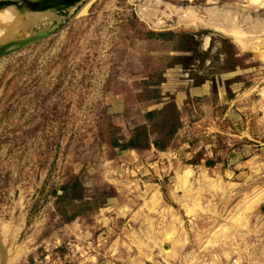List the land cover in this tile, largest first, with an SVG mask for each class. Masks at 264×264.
Masks as SVG:
<instances>
[{"label":"rangeland","instance_id":"obj_1","mask_svg":"<svg viewBox=\"0 0 264 264\" xmlns=\"http://www.w3.org/2000/svg\"><path fill=\"white\" fill-rule=\"evenodd\" d=\"M261 1L88 0L0 58L4 264H264Z\"/></svg>","mask_w":264,"mask_h":264},{"label":"water","instance_id":"obj_2","mask_svg":"<svg viewBox=\"0 0 264 264\" xmlns=\"http://www.w3.org/2000/svg\"><path fill=\"white\" fill-rule=\"evenodd\" d=\"M88 0H0V10L11 7L18 15L32 13H50L59 18L37 32L26 37L12 38L0 44V58L21 51L42 39L51 36L72 19ZM5 254L0 243V264H4Z\"/></svg>","mask_w":264,"mask_h":264},{"label":"bare ground","instance_id":"obj_3","mask_svg":"<svg viewBox=\"0 0 264 264\" xmlns=\"http://www.w3.org/2000/svg\"><path fill=\"white\" fill-rule=\"evenodd\" d=\"M261 2L262 1L260 0V3ZM46 14L48 13L46 12L45 13H32V14L26 13L23 15H18L11 7L0 10V30L3 31V34L0 37V40L8 41L9 39H12L13 37H15L14 35L25 31L30 26L36 23L45 21Z\"/></svg>","mask_w":264,"mask_h":264},{"label":"crops","instance_id":"obj_4","mask_svg":"<svg viewBox=\"0 0 264 264\" xmlns=\"http://www.w3.org/2000/svg\"><path fill=\"white\" fill-rule=\"evenodd\" d=\"M221 79V78H220ZM213 84H215V83H213V81L212 80H210L209 79V81H204L201 85H200V87H193L192 89H191V92H193V93H197L198 95H199V97L200 96H204V95H208L209 94V91H210V93H212L213 92V88H211L210 86H213ZM220 95L221 94H223V93H219ZM197 95V96H198ZM205 108H206V106H205ZM209 108H207V110H208ZM208 113H209V124L210 125H212V124H215V123H217L216 121L217 120H220V119H217V118H219V117H221V119H222V117L223 116H226V115H228V111L227 112H225V114H219L218 115V117L217 116H214V114L211 112H209V111H206L205 112V114H206V116L205 117H207L208 116ZM204 119H206V118H204ZM206 121H207V119H206ZM210 128H212V127H210Z\"/></svg>","mask_w":264,"mask_h":264}]
</instances>
